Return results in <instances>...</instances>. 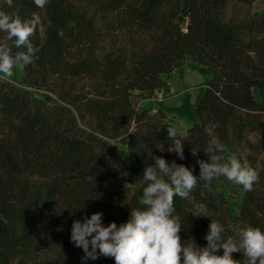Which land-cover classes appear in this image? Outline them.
Listing matches in <instances>:
<instances>
[{"label": "trees", "instance_id": "16d2710c", "mask_svg": "<svg viewBox=\"0 0 264 264\" xmlns=\"http://www.w3.org/2000/svg\"><path fill=\"white\" fill-rule=\"evenodd\" d=\"M253 1L48 0L41 9L34 0H13L10 8L0 0V10L22 20L41 17L31 37L34 60L23 67L26 85L70 104L64 88L73 79L87 76L94 88L74 112L0 81V264H85L77 255L83 249L71 241L73 223L95 213H103L104 226L127 223L132 208L144 207L143 175L155 157L199 177L198 161H208L211 139L254 146L245 137L264 133V94L258 101L252 92L264 90V12H238ZM230 3L238 8L227 15ZM9 46L13 54L26 51L13 41ZM187 57L209 78L195 105L196 122L179 141L180 159L169 151L165 114L137 111L130 94L168 89L163 74ZM119 144L137 163L127 176ZM204 184L187 199L174 198L182 243L207 247L212 219L224 225L225 239L238 228L264 230L260 181L244 191L234 217L227 199ZM200 204L212 217H198ZM232 255L244 264L242 253ZM99 264L115 259L103 256Z\"/></svg>", "mask_w": 264, "mask_h": 264}, {"label": "clouds", "instance_id": "9594fccd", "mask_svg": "<svg viewBox=\"0 0 264 264\" xmlns=\"http://www.w3.org/2000/svg\"><path fill=\"white\" fill-rule=\"evenodd\" d=\"M5 3L9 8L13 6V0H5ZM47 3L48 0H34L41 9ZM40 23L37 13L29 20H22L15 13L0 10V33L5 34L0 38V76L11 77L14 69L33 62L35 49L31 37ZM9 41L14 42L15 48L26 51L13 54ZM168 133L174 142L169 151L184 159L183 146L176 144L175 130L168 128ZM227 151V145L217 138L211 139L206 149L208 161H198L199 177L188 167L175 162L169 165L165 159L155 157V166H148L143 175L148 184L139 203L144 207L132 208L127 223L118 226L113 222L104 226L103 213L73 223L71 241L83 249L82 260H96L102 255L113 257L115 264H241L232 254L242 253L246 258L244 264H264V230L259 227L238 228L234 236L225 239L224 225L212 219L204 248L191 242L182 243L179 235L183 223L181 216L175 214L174 198L187 199L199 186V181L209 187L213 180L225 177L242 186L244 191H252L254 184L259 182L256 169L247 162L242 163L236 154L226 156ZM193 155H196L194 151ZM198 208V217H212L213 213L205 204ZM221 249L223 255H217Z\"/></svg>", "mask_w": 264, "mask_h": 264}, {"label": "rangeland", "instance_id": "374dc122", "mask_svg": "<svg viewBox=\"0 0 264 264\" xmlns=\"http://www.w3.org/2000/svg\"><path fill=\"white\" fill-rule=\"evenodd\" d=\"M237 8L233 3H230L227 8V15ZM247 11L250 14L264 12V0H254L251 5L240 6V9H238L240 15L247 13ZM163 78L168 84V89H156L152 92L134 89L131 91L130 100L137 111L149 110L151 114H160L162 111L165 114L163 122L166 123L168 128L175 130V139L178 147L181 137L185 136L188 128L196 122L195 105L204 94L209 75L203 74L196 62L187 57L181 60L178 66L170 73L163 74ZM0 81L27 89L34 96L51 105H65L74 112H77L76 106L82 108L81 103L94 92L90 78L87 76L75 78L71 81L69 87L65 86L64 88V91L68 92L67 100L72 102L70 104L62 100V96L60 97L52 91L26 85L23 68L14 69L11 77L0 76ZM252 92L255 98L261 101V95L264 94V90L252 88ZM132 127L133 123L129 124L128 131H131ZM245 138L254 146L249 147L245 141L232 140L227 145L228 151L225 155L236 154L242 163L247 162L256 169L260 176V186L264 190V133L259 131L249 132ZM120 147L123 152L121 166L124 172L128 173L137 166V163L125 145L121 144ZM172 147H174V142ZM211 185L229 202L231 216H236L244 197L243 187L229 182L225 177L213 180ZM77 255L82 260L85 253L81 250L77 252ZM102 257L100 255L96 260L88 259L87 261H82L85 264H99Z\"/></svg>", "mask_w": 264, "mask_h": 264}]
</instances>
